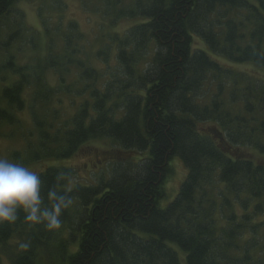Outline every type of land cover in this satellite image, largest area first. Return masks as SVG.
Wrapping results in <instances>:
<instances>
[{
	"label": "trees",
	"instance_id": "obj_1",
	"mask_svg": "<svg viewBox=\"0 0 264 264\" xmlns=\"http://www.w3.org/2000/svg\"><path fill=\"white\" fill-rule=\"evenodd\" d=\"M31 1L0 0V138L26 141L24 166L58 162L43 194L66 173L74 204L55 232L0 223V264H264V79L243 69L264 70V0H102L105 27L133 24L95 53L62 0H35L29 26ZM100 140L117 158L77 182L62 164ZM176 156L188 174L162 208Z\"/></svg>",
	"mask_w": 264,
	"mask_h": 264
},
{
	"label": "rangeland",
	"instance_id": "obj_2",
	"mask_svg": "<svg viewBox=\"0 0 264 264\" xmlns=\"http://www.w3.org/2000/svg\"><path fill=\"white\" fill-rule=\"evenodd\" d=\"M62 1L63 3H65V5H67V10L65 12V22L73 20L77 23L80 32L86 39L88 51H93L94 53L101 49L104 43L107 41V36H104V33L108 31H116L122 34L133 24V22L131 21L124 20L120 21L115 26L113 25L105 27V24H107L108 22L102 17L105 11V4L102 2V0ZM83 3L87 4L86 9H83ZM35 4H37V2L35 0H32L30 3H23L21 7L26 12L27 22L29 23V26H32L33 28H35V30H41L40 20L35 10ZM25 55H28V52L25 53ZM110 63L114 65V59H112ZM91 64L96 68H104L103 62L99 60L91 59ZM234 66L235 69L239 70V66ZM243 69L247 72H251V74H253L254 76L264 79V70L262 71L261 69L256 67H247V69ZM48 80L50 81L51 85H57L56 77L52 73L48 74ZM70 99L71 98L69 97L64 98V108L62 109L63 112L61 116L62 120L71 117L73 112L75 111L74 107L72 108V105L70 104ZM23 120L25 121L23 136H25L26 134H28V130L33 129V126L31 125V118L28 113L23 114ZM12 130L17 131L16 128L11 129L9 127H4L1 129V132L4 134H9ZM26 150V141L19 135L12 139L0 138V157L6 158L11 162H15L12 154L16 151L25 152ZM131 155L133 156V154ZM115 158L117 157L115 150H113L112 143L110 141L100 140L97 142H92L88 147H84L77 155H75L72 159L66 161L62 165L76 171L75 179H77V182H83L82 180H84L83 183H85V181L91 182V180L93 179V181H95V183L93 184H96L98 183L99 179L107 173V170H105L106 165ZM54 164H58V162L54 160H45L42 162H31L26 166L39 173L46 167L53 166ZM170 167V174L166 183L167 197L161 201L160 205L162 208H165L177 197L180 187L185 181L188 174L187 169L185 168V165L181 161L180 157L176 156L170 162ZM114 168L116 169L115 165L113 166V169ZM109 170L111 171V167L109 168ZM74 183L75 180H72L71 184ZM1 264H8V261L3 259Z\"/></svg>",
	"mask_w": 264,
	"mask_h": 264
},
{
	"label": "clouds",
	"instance_id": "obj_3",
	"mask_svg": "<svg viewBox=\"0 0 264 264\" xmlns=\"http://www.w3.org/2000/svg\"><path fill=\"white\" fill-rule=\"evenodd\" d=\"M66 180L71 182L68 174H57L56 187L48 190L46 205L38 172L0 157V223L12 224L23 212L24 220L31 225H43L51 232L60 230L63 211L74 204L73 196L60 190ZM28 247L27 243L21 244L23 249Z\"/></svg>",
	"mask_w": 264,
	"mask_h": 264
}]
</instances>
